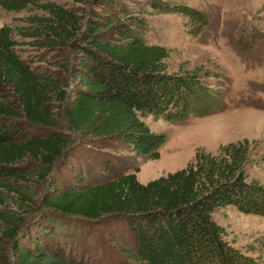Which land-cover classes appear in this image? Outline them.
<instances>
[{
    "label": "trees",
    "instance_id": "1",
    "mask_svg": "<svg viewBox=\"0 0 264 264\" xmlns=\"http://www.w3.org/2000/svg\"><path fill=\"white\" fill-rule=\"evenodd\" d=\"M0 9L31 12L26 26L0 29V264L97 263L87 242L62 238L66 220L123 228L109 239L114 264H264L263 244L235 247L215 220L228 207L264 218L249 140L197 149L184 169L146 184L130 164L158 160L166 142L145 118L183 123L215 104L208 73L169 71L170 51L148 43L145 16L176 14L204 29V12L172 0H0ZM16 35L57 70L23 59ZM80 148L92 150V183L79 170L63 188L54 176ZM35 177L47 185L38 199Z\"/></svg>",
    "mask_w": 264,
    "mask_h": 264
},
{
    "label": "rangeland",
    "instance_id": "2",
    "mask_svg": "<svg viewBox=\"0 0 264 264\" xmlns=\"http://www.w3.org/2000/svg\"><path fill=\"white\" fill-rule=\"evenodd\" d=\"M143 1L135 0L136 3ZM172 1L204 12L207 26L191 28L188 20L179 15L152 13L145 16L149 24L146 39L148 43L164 46L170 51L167 61L170 72L208 73L207 83L213 91L215 104L212 112L191 116L183 123H168L151 116L145 118L153 132L166 135V142L160 148L158 160L130 161L132 168H139L137 179L146 184L184 169L194 160L197 149L216 154L221 145L249 140L255 146L254 158L258 162L247 169L249 181L264 185V0ZM30 14L0 9V29L3 26L24 27ZM15 39L23 59L34 62V66L41 69L57 70V64L48 52L36 50L28 45L27 39L17 35ZM30 167L35 168L34 165ZM79 170L83 171L85 182L92 183V150L77 149L73 162L68 161L61 171L62 176L56 174L54 180L63 188L75 185ZM32 183L37 187L31 189L30 194L38 199L46 193L47 185L40 179L35 177ZM4 196L8 204L13 202L12 195ZM215 220L225 227L235 247L247 250L254 245L260 251V246H264L263 217L244 215L228 207L218 211ZM81 227L66 220L59 223L57 230L66 240L77 238L79 242H87L89 250H98L96 256L90 251L91 262L94 258L95 264H114L119 249L109 239L113 231L125 236L127 233L123 228L101 226L92 229L91 225L84 230ZM99 232L102 239H98ZM3 249L0 244V250ZM262 253L264 255V250Z\"/></svg>",
    "mask_w": 264,
    "mask_h": 264
}]
</instances>
